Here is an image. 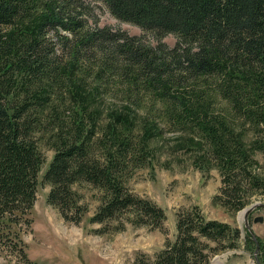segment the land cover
<instances>
[{"label":"trees","instance_id":"1","mask_svg":"<svg viewBox=\"0 0 264 264\" xmlns=\"http://www.w3.org/2000/svg\"><path fill=\"white\" fill-rule=\"evenodd\" d=\"M96 2L157 44L101 27ZM171 33L172 47L164 41ZM160 119L181 131L180 145L219 167L215 199L225 207L239 211L264 191L252 169L253 153L264 155V0H0V250L20 248L33 223L42 134L55 146L43 177L48 200L66 221H82L73 186L87 183L101 191L90 222L163 228V207L126 184L163 134ZM176 216L175 238L136 264H210L241 237L199 205ZM245 240L255 242L249 232Z\"/></svg>","mask_w":264,"mask_h":264},{"label":"rangeland","instance_id":"2","mask_svg":"<svg viewBox=\"0 0 264 264\" xmlns=\"http://www.w3.org/2000/svg\"><path fill=\"white\" fill-rule=\"evenodd\" d=\"M95 13L101 27L122 29L131 35L142 36L144 42L157 44L150 32L115 17L102 2H96ZM177 40L172 33L164 37L170 47ZM216 102L218 109L231 115L227 101L218 99ZM230 119L237 118L231 115ZM160 121L164 128L163 134L151 138L149 159L130 170L126 184L135 194L149 198L163 207L166 212L163 228L130 221L123 229L116 230L113 223L105 226L90 222V217L101 203V191L87 183L73 186L86 209L82 221H66L59 209L48 200L51 185L43 177L54 155L55 146L51 134H42L38 146L44 162L32 212L33 223L30 230L23 234L24 244L19 249L0 250V264H136L140 254L154 258L167 238H175L176 213L194 205H199L208 218L226 221L242 231L237 245L213 253L210 264H259L261 246L264 254V207L254 209L249 215L251 230L259 243L257 254L255 239L250 244L245 240L246 232L251 233L245 227L243 212L255 202L264 203V191L254 194L251 202L239 211L225 207L215 199L222 187V176L216 163L203 156V150L180 145L178 141L181 131L165 125V120ZM106 122L105 117L101 124L105 125ZM253 134L250 129L243 132L247 145H251ZM253 155L256 162L252 169L264 177V155L259 150ZM258 216H262L263 221L255 222L254 218Z\"/></svg>","mask_w":264,"mask_h":264},{"label":"water","instance_id":"3","mask_svg":"<svg viewBox=\"0 0 264 264\" xmlns=\"http://www.w3.org/2000/svg\"><path fill=\"white\" fill-rule=\"evenodd\" d=\"M258 207H264V203L262 202H255L253 203L252 205H250L249 207H247L245 210H244V223H245V227L246 229H248L253 237V239H255L256 243H257V246H256V251H255V254L258 253L259 251V243L257 241V238H256V235L252 232L251 230V225H250V220H249V215L250 213L258 208ZM254 221L255 222H258V221H263V217L262 216H258V217H255L254 218ZM260 264V263H259Z\"/></svg>","mask_w":264,"mask_h":264}]
</instances>
